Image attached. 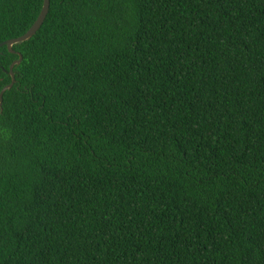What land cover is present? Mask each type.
<instances>
[{"label":"trees","instance_id":"1","mask_svg":"<svg viewBox=\"0 0 264 264\" xmlns=\"http://www.w3.org/2000/svg\"><path fill=\"white\" fill-rule=\"evenodd\" d=\"M12 51L0 264H264V0H50Z\"/></svg>","mask_w":264,"mask_h":264},{"label":"water","instance_id":"2","mask_svg":"<svg viewBox=\"0 0 264 264\" xmlns=\"http://www.w3.org/2000/svg\"><path fill=\"white\" fill-rule=\"evenodd\" d=\"M49 6H50V0H43L41 12H40L38 18L36 19V21L34 22L33 26L23 36L16 38V39H13V40H9V41H5L3 43H0V48L5 46L9 53L14 54V52L12 51V47L14 45L21 44V43H24V42L30 40L36 34V32L40 29V27L42 26L47 14H48ZM17 56H18V59L15 62H13L9 67V75L11 77V82L9 85L4 87L0 92V109H1V104H2L3 94L6 91L10 90L11 87L13 86V83H14V75H13L12 70H13L14 66H18L22 60V57L19 53H17Z\"/></svg>","mask_w":264,"mask_h":264},{"label":"flooded vegetation","instance_id":"3","mask_svg":"<svg viewBox=\"0 0 264 264\" xmlns=\"http://www.w3.org/2000/svg\"><path fill=\"white\" fill-rule=\"evenodd\" d=\"M1 54V53H0ZM14 54L15 55H17V53L16 52H14ZM15 62V61H14ZM13 63V62H12ZM11 63V64H12ZM10 67V66H9ZM0 70H1V73H3L6 77H9L8 79H9V81H8V83L7 84H4L3 85V87L1 88V90L4 88V87H6L7 85H9L10 84V82H11V77H10V75H9V68H8V70H5V69H3V68H0ZM13 71V70H12ZM13 75H14V73H13ZM0 80H4L3 78L2 79H0ZM14 83H15V76H14ZM14 83H13V85H14ZM13 87V86H12ZM11 87V88H12ZM1 90H0V92H1ZM1 107H2V104H1ZM1 110L2 109H0V113H1Z\"/></svg>","mask_w":264,"mask_h":264}]
</instances>
